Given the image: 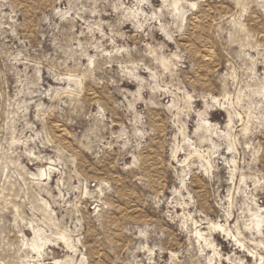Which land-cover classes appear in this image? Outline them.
Listing matches in <instances>:
<instances>
[{"label": "rangeland", "instance_id": "obj_1", "mask_svg": "<svg viewBox=\"0 0 264 264\" xmlns=\"http://www.w3.org/2000/svg\"><path fill=\"white\" fill-rule=\"evenodd\" d=\"M171 1L0 0V264H264V0Z\"/></svg>", "mask_w": 264, "mask_h": 264}, {"label": "bare ground", "instance_id": "obj_2", "mask_svg": "<svg viewBox=\"0 0 264 264\" xmlns=\"http://www.w3.org/2000/svg\"><path fill=\"white\" fill-rule=\"evenodd\" d=\"M163 2H165L166 0H162ZM172 10L173 11H178L179 14L181 13V11L179 10V8L177 7V4L179 2V0H172ZM193 5V4H192ZM197 25V24H196ZM208 123V122H207ZM206 122H204V124H207ZM204 126V125H203ZM49 170V169H48ZM47 170L46 169H43V172L45 173ZM252 220H251V226L252 228L257 232V233H260V228L262 227V224L264 223L263 219L261 218V216L258 214V212L252 214ZM217 228H219V226H216ZM223 232L226 233V235H230V231L229 230H222ZM34 236L35 238L32 240L31 242V247L34 249V250H38L40 248V246L35 242V239H38V235H37V232L34 233ZM233 237L237 243H240V241L238 239H236L235 236H231ZM243 246V245H242Z\"/></svg>", "mask_w": 264, "mask_h": 264}]
</instances>
